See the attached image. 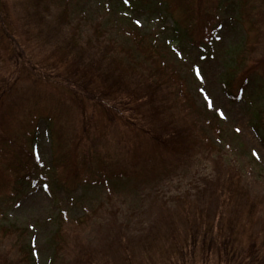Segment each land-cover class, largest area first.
<instances>
[{
    "label": "trees",
    "instance_id": "obj_1",
    "mask_svg": "<svg viewBox=\"0 0 264 264\" xmlns=\"http://www.w3.org/2000/svg\"><path fill=\"white\" fill-rule=\"evenodd\" d=\"M24 1L21 0V3ZM189 1L192 2L191 14L185 19L187 26L183 35L175 33L176 40H186L187 36L196 33L200 36L197 44L211 49L212 33L218 30L222 21L220 1L224 0ZM259 1L260 5L255 0H242L239 6L242 16L253 20V26L259 29V39L251 51L249 48L242 50L240 66L232 68L233 73L226 82L229 90L238 88L241 98L251 99L253 107L254 96L264 93V54L255 57L253 66L248 67L249 54L256 55L261 48L264 49V0ZM41 2L32 0L33 7L24 9L21 26L26 28L28 40L34 39L40 51L50 49V55L45 60L48 62L50 58L55 61L49 66L43 65L49 70H57L60 65L69 62L70 68L75 67L73 74L77 81L88 85L95 80L107 91L101 89L104 94L118 95L123 102L132 104L133 117L142 125L144 132L136 136L143 137L142 145L149 143V149L153 152L152 157H147L129 148L128 140L117 138L118 129L112 126L107 132L106 123L101 125V119L90 123L84 118L79 122L76 117L80 114L76 106H69L66 111L51 106L46 110L51 121L55 120L58 124L54 130L56 136L66 140L72 149L78 148V152L81 149L84 152L92 151L93 160H100V170L92 181L103 185L127 177L128 180L146 179L148 172L156 175L164 167L173 169L182 166L196 155L212 166L211 172L201 177V181L193 187V194V191L188 192L186 200H177L176 209H172L164 200L154 199L149 211L150 227L136 234L130 235L129 225L119 223V212L112 203L111 195L108 196L111 208L107 212L105 205L93 210L94 213L89 211L78 218H70L66 211H59L53 218L58 220V227L52 234L56 245L53 264L58 261L62 264H137V257H148V261L156 264L168 257L178 259L180 253H184V242L180 238L186 241L187 255L195 256L200 236H204L201 246L204 254L210 251L218 259L226 255L227 261L234 264H260L264 256L261 249L245 256L244 237L249 233L248 243L253 245H258L264 238V197L255 194L246 185L238 167L227 164L218 155L221 148L206 136L209 118L201 124V111L194 99L184 93L185 79L174 64L161 56L155 45L147 44L148 36L138 28L130 32L133 47H118L115 41L105 38L101 23L96 22L92 27V39L85 44L77 36L80 25L73 26L68 20L67 7L59 14L58 21L51 23L53 17L48 19L50 11L39 9ZM203 18L206 21L202 23ZM47 30L42 38L41 34ZM16 55L20 56L19 53ZM5 61L4 54L0 52V63H3L0 65V214L3 217L7 216L8 208L20 200L25 185L34 180L32 172L36 160L32 157L31 145L36 138L38 123L35 110H45L48 104L56 102L52 93L32 91L29 84L22 87L12 84L4 77ZM255 70L261 73L260 85L257 79L248 80V74ZM252 85L261 90L257 92L251 88ZM95 92H99V89ZM62 100L59 101L68 104ZM72 111L70 118L65 115ZM107 111L110 118L115 119L114 110ZM256 117L257 125L264 127V112L261 109ZM188 120L191 126L187 128ZM16 122L19 128L12 133L11 124ZM76 124L82 126L77 128ZM79 130L82 134L87 133L88 138L84 139L81 133L78 134ZM147 131L151 137L146 135ZM86 143L88 148H82ZM122 144L126 147L125 152L120 154L118 151ZM100 146L107 148L104 154H101ZM7 181L13 182L14 193L11 196L6 193L9 186L4 184ZM0 225V264H30L31 256H34L32 242L24 235L26 233L28 236L30 230L26 227L27 232L14 224ZM22 240L28 244L26 249ZM209 245L212 247L208 249ZM15 247L24 251L23 257L31 259L23 260L16 254Z\"/></svg>",
    "mask_w": 264,
    "mask_h": 264
},
{
    "label": "rangeland",
    "instance_id": "obj_2",
    "mask_svg": "<svg viewBox=\"0 0 264 264\" xmlns=\"http://www.w3.org/2000/svg\"><path fill=\"white\" fill-rule=\"evenodd\" d=\"M31 1L25 0L21 3V0H0V52L6 58L4 77L12 84L18 86L29 84L32 85V91L39 90L41 93H52L51 95L54 96L56 102L48 104L45 110L41 108L35 110L38 113L36 114L37 137L32 143V149L41 161L42 170L51 168L54 174L47 182L27 186L20 201L8 208L7 216L3 217L0 214V223L14 224L27 232L28 229L30 230L28 236L24 234L32 241L34 250L30 264H53L56 245L53 243L52 234L58 227V220L55 221L53 218L59 211H66L70 218L83 217L86 212H93L104 205V210L110 211L108 196L111 195L112 203L119 212V223L129 225L130 235L136 234L150 227L149 211L154 199L164 200L168 206L176 209L177 200H186L187 193L193 191V187L201 181V177L211 172L212 166L201 156L196 155L182 166L173 169L164 167L156 175L148 172L146 179L128 180L127 177L114 179L103 185L93 182L95 173L100 170V160H93L92 151L84 152L81 149L78 152V148L72 149L65 143L66 140L56 136L54 130L57 129V122L51 121L44 115L48 113L46 109H50L51 106L63 111L68 110L69 106L72 108L76 106L80 116L76 117L75 114L74 116L79 122L84 118L90 123L101 119V125L106 123L107 132L112 126L113 129L115 127L118 129L117 138L128 140L129 148H134L137 153L147 157H152L153 152L149 149V143L142 145L143 137L136 136L144 132L142 125L133 117L132 104L123 102L118 95L104 94L103 92L107 91L95 80L88 85L77 81L73 74L75 67L70 68L69 62L60 65L57 70H49L43 65L45 63L49 66L55 61L50 58L48 62L45 60L50 55V49L40 51L34 39L28 40L27 30L21 26L25 15L24 9L27 6L33 7ZM255 2L261 4L259 0ZM240 4L242 0H226L223 4L220 9L222 21L218 25V32L212 35L211 49L193 46V42L200 39L196 33L187 36L186 40L180 42L176 40L175 33L185 32L187 26L185 19L191 14L192 2L189 0H127V3L125 0H55L53 2L42 0L39 9L44 12L50 11L48 19L53 17L51 23H54L58 21L61 11L66 10L67 7L68 20L73 26L80 25L77 36L85 44L92 39V27L96 22L101 23L105 38L115 41L118 47H133V37L130 32L136 28L140 29L142 34H146L148 36L146 43L155 45L161 56L174 64L180 76L185 79L187 95L194 99L196 107L201 111L199 116L201 124L209 118L207 125L211 129L206 126L208 131L206 136L212 138L215 145L219 143L225 162L238 167L246 185L255 194L264 197V141L259 136L261 134L264 140V127L257 125L256 117L259 109L264 112V93L254 96L255 109L251 99L242 101L237 98L232 99L224 86L229 75L233 73L232 68L240 66L242 50L249 48L251 51L259 39V29L253 26V20L242 16ZM205 21L206 19L203 18L202 23ZM48 31H44L41 37L44 38ZM56 41L57 38L54 42ZM263 54V48L259 54H249L248 67L253 66L255 57H261ZM141 60L143 61L142 57ZM224 73L226 76H223ZM42 77H45L43 81H41ZM256 79L260 85V71L255 70L248 74L249 81ZM251 88L257 92L261 90L255 85ZM98 89L96 95L95 90ZM233 90L238 92V88ZM61 99L68 104L60 102ZM110 109L114 110L115 119L110 118L107 111ZM70 114H73V111L65 113L69 118ZM91 116L94 119H90ZM215 116L221 119L217 120ZM186 125L187 128L191 126V121H186ZM80 126L82 125L76 124L77 128ZM11 128L12 133L17 131L19 128L17 122L12 123ZM81 130L78 134H82ZM112 132L109 134L111 135ZM146 135L151 137L149 131ZM86 137L88 138L87 133ZM110 146L111 144L108 148ZM84 147L88 148V143L82 146ZM125 147L126 145L122 144L118 153L123 154ZM99 150L104 154L107 148L100 146ZM166 158L169 160V157ZM35 178L41 179L39 176ZM4 185L9 186L6 193L11 196L14 193L13 182L7 181ZM155 215L156 213L153 214L154 217ZM248 239L249 233H246L245 256L260 249L264 254V238L258 245L248 243ZM203 240L204 236L198 237L196 255L188 256L186 241L180 238V241L184 242V253H180L178 259L168 257L165 261L159 260L156 264H234L227 261L226 255L218 259L213 257L210 251L204 254L201 251ZM189 242H191L190 237ZM22 245L25 249L28 247L25 240H22ZM211 247L209 245L208 249ZM15 251L23 260L31 259V257H23L24 251L18 247H15ZM137 260L139 261L137 264H153L148 261V257H137ZM57 264L62 263L58 261ZM260 264H264V256L260 259Z\"/></svg>",
    "mask_w": 264,
    "mask_h": 264
},
{
    "label": "snow or ice",
    "instance_id": "obj_3",
    "mask_svg": "<svg viewBox=\"0 0 264 264\" xmlns=\"http://www.w3.org/2000/svg\"><path fill=\"white\" fill-rule=\"evenodd\" d=\"M125 3H127V0H125ZM137 23L139 24V21H137ZM197 75H199V72H197Z\"/></svg>",
    "mask_w": 264,
    "mask_h": 264
}]
</instances>
